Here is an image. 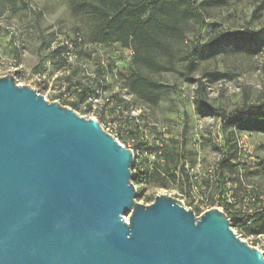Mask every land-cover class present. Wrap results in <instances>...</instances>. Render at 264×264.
Returning a JSON list of instances; mask_svg holds the SVG:
<instances>
[{
	"label": "water",
	"instance_id": "obj_1",
	"mask_svg": "<svg viewBox=\"0 0 264 264\" xmlns=\"http://www.w3.org/2000/svg\"><path fill=\"white\" fill-rule=\"evenodd\" d=\"M134 160L96 120L0 78V264H264L216 208L138 203Z\"/></svg>",
	"mask_w": 264,
	"mask_h": 264
},
{
	"label": "rangeland",
	"instance_id": "obj_2",
	"mask_svg": "<svg viewBox=\"0 0 264 264\" xmlns=\"http://www.w3.org/2000/svg\"><path fill=\"white\" fill-rule=\"evenodd\" d=\"M261 3H264V0H226L224 7L208 13L207 27L202 31L195 28L188 33L186 45L204 43L215 32L245 29L258 32L264 39V11L258 18L252 17L253 11ZM212 24L217 28L211 29L209 26ZM75 33H79L87 41L86 22L70 12L67 0H0V78L12 76L16 85L34 90L49 103L58 100L61 106L69 107L66 93L81 95L79 97L83 94L79 72H73V79L69 78L64 67L58 68L59 60L55 59L48 64L46 58L49 55L48 46L53 40ZM114 54L115 50L108 51L104 57ZM86 58L88 54L81 52V59L85 61ZM44 69L50 74L46 75L45 79H40ZM204 70H216L226 76L222 80L206 83L208 102L221 109L224 114L238 112L245 104L264 103V52L252 59L219 57L215 61L201 65L195 77H201ZM55 74L59 77L53 82ZM151 77L162 84L175 87L176 91L153 108L136 98L137 106L146 110L150 118L147 129L142 127L143 131L146 130L149 140V144L142 152L144 153L142 158H161L165 164V158H162L161 154L159 156L160 151L155 153L152 150L158 147L153 143L158 139L162 141V146L168 149L173 143L177 144L178 164L184 160L190 166H194L200 157L203 162L202 170L206 172L209 166L216 164L220 159L222 146L215 142L213 133L217 120L211 122L208 118H200L196 114L193 106L195 86L186 84L179 75L165 73ZM60 84H65V87H61ZM74 111L79 116L88 117L78 107ZM96 119L101 125L105 124L103 118ZM199 120H202V129L197 132L196 123ZM157 128L166 131L162 133ZM199 137L201 139L198 143ZM242 139L249 153H244V156L239 158L242 176L239 182L233 179L236 198L232 200L235 204L232 212L246 215L251 214L248 210L253 207L252 204H258V207L264 205V135L243 134ZM125 147L128 148L127 145ZM133 149L137 150L138 146ZM256 162L260 164L254 165ZM136 188L137 193H141V198L136 200L142 205H149L156 196L162 194L181 201V184L175 183L167 189L151 186ZM219 209L223 212L221 208ZM232 230L249 246L259 249L264 257V237H245L238 229L232 227Z\"/></svg>",
	"mask_w": 264,
	"mask_h": 264
},
{
	"label": "trees",
	"instance_id": "obj_3",
	"mask_svg": "<svg viewBox=\"0 0 264 264\" xmlns=\"http://www.w3.org/2000/svg\"><path fill=\"white\" fill-rule=\"evenodd\" d=\"M67 4L74 16L81 17L86 22L87 41L81 36L84 44H116L134 49L135 56L129 67L125 86L141 102L153 108L176 91L175 87L162 84L151 75L174 73L186 84L195 86L193 106L196 114L200 118L220 120L224 134L220 159L215 164L214 191L221 196L217 206L223 210L231 226L243 236L264 237V205L258 207V204H252L253 207L248 210L251 214H235L232 212L235 204L228 203L224 198L227 193L226 183L231 184L232 198H236L233 179L239 182L242 176V165L239 163L241 155L235 136L264 135V103L245 104L238 112L226 115L208 102L206 94V83L222 80L226 76L216 70H204L201 77H195L201 65L219 57L252 59L260 55L264 52V39L260 34L248 29L215 32L206 42L187 46L188 33L195 28L202 31L207 27L208 13L224 7L226 0H67ZM263 11L264 3H261L253 11L252 17L258 18ZM209 27L217 28L215 24ZM53 42L54 40L51 44ZM59 53V50L48 52L46 60L48 64L55 59L59 60L58 68L61 69L65 64ZM14 65L16 66V62ZM68 105L72 110L77 109L76 104ZM176 145L173 143L169 149L165 146L153 148L155 153L160 151L165 164L156 165L151 174L134 176V185L161 189L174 185L177 178L173 171L179 166V150ZM259 164L260 162L254 163L257 166ZM180 167L182 168L181 165ZM185 182L188 183L187 180ZM139 198L141 193H137V199ZM213 205L214 200L211 202V206ZM195 212L199 213L198 210Z\"/></svg>",
	"mask_w": 264,
	"mask_h": 264
},
{
	"label": "built area",
	"instance_id": "obj_4",
	"mask_svg": "<svg viewBox=\"0 0 264 264\" xmlns=\"http://www.w3.org/2000/svg\"><path fill=\"white\" fill-rule=\"evenodd\" d=\"M60 51L59 57L65 64L66 75L73 79V72L78 71L82 83V97L73 95L68 92L65 94L68 104H76L79 110L88 117L86 119L96 120V117L103 118L105 124H100L102 130L119 142L123 147L128 146L134 154V165L132 175L151 174L155 170L156 165H163L161 158H142V153L149 144L146 130L142 127L149 126V114L146 110H142L137 106L136 97L129 93L126 80L129 75V67L132 65L135 56L134 49L130 46L127 48L114 45L103 44H84L80 34L75 33L70 36L60 37L56 39L48 50L49 53ZM115 50L112 56L104 57L108 51ZM81 52H86L88 58L85 61L81 59ZM50 74L48 70L43 71L40 79ZM59 75L55 74L52 81L55 82ZM38 79V78H37ZM40 79H38L39 82ZM65 87V84H60ZM65 91V88L63 89ZM110 91V92H108ZM55 102L59 103L58 100ZM71 109L70 107H66ZM72 110V109H71ZM74 111V110H73ZM75 112V111H74ZM78 114L77 112H75ZM79 115V114H78ZM82 117V116H81ZM211 122L215 119L208 118ZM147 123V124H143ZM213 133L215 142L222 146L224 143L222 124L220 120L216 121ZM202 129V120L197 121L196 130L200 132ZM158 131L164 133L166 130ZM235 143L239 150V154L249 153L246 143L242 139V135L235 136ZM198 138V143L200 142ZM154 145L162 148V141L155 139ZM126 144V145H125ZM138 146L137 150L133 147ZM132 146V147H131ZM160 155V152H159ZM182 166V168L180 167ZM203 162L200 157L197 158L196 164L190 166L186 161L181 160L179 166L173 171L177 178V184H181V203L185 208L191 209L197 215H201L206 211L216 208L221 196L214 191L215 164L209 166L204 172L202 170ZM188 181V183L185 182ZM227 193L224 198L228 203H232L231 184L226 183ZM137 187V186H135ZM137 191V188H136ZM215 205L211 206V202Z\"/></svg>",
	"mask_w": 264,
	"mask_h": 264
}]
</instances>
